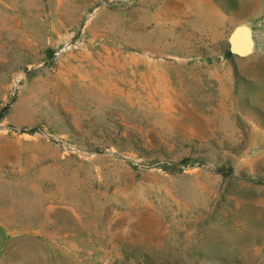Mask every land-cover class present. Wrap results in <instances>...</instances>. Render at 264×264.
<instances>
[{"label":"rangeland","instance_id":"obj_1","mask_svg":"<svg viewBox=\"0 0 264 264\" xmlns=\"http://www.w3.org/2000/svg\"><path fill=\"white\" fill-rule=\"evenodd\" d=\"M0 228L56 264H264V0H0Z\"/></svg>","mask_w":264,"mask_h":264},{"label":"crops","instance_id":"obj_2","mask_svg":"<svg viewBox=\"0 0 264 264\" xmlns=\"http://www.w3.org/2000/svg\"><path fill=\"white\" fill-rule=\"evenodd\" d=\"M51 243L33 232L10 233L0 228V264H56Z\"/></svg>","mask_w":264,"mask_h":264},{"label":"water","instance_id":"obj_3","mask_svg":"<svg viewBox=\"0 0 264 264\" xmlns=\"http://www.w3.org/2000/svg\"><path fill=\"white\" fill-rule=\"evenodd\" d=\"M254 48L253 33L247 26L236 27L229 36V51L233 55L246 57L253 53Z\"/></svg>","mask_w":264,"mask_h":264},{"label":"trees","instance_id":"obj_4","mask_svg":"<svg viewBox=\"0 0 264 264\" xmlns=\"http://www.w3.org/2000/svg\"><path fill=\"white\" fill-rule=\"evenodd\" d=\"M232 53L230 51H228V55H231ZM222 172H231V170L225 171V169L222 170Z\"/></svg>","mask_w":264,"mask_h":264}]
</instances>
